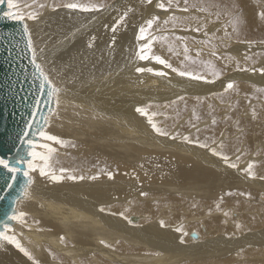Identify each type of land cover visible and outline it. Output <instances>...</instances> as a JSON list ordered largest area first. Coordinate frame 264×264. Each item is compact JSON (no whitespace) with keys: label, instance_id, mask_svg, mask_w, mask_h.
Instances as JSON below:
<instances>
[{"label":"bare ground","instance_id":"6f19581e","mask_svg":"<svg viewBox=\"0 0 264 264\" xmlns=\"http://www.w3.org/2000/svg\"><path fill=\"white\" fill-rule=\"evenodd\" d=\"M51 1L37 3L38 0H32L16 6V9H19L18 13L23 16L29 13L35 15L36 19L33 21H29L30 18L21 20L27 39L30 37L32 41L30 48L32 59L35 50L33 61L40 65V69L48 77L49 90L52 92V89L56 88L59 91L56 96L49 95L50 111L43 115V128L39 133L35 131L36 140H32L36 147L27 149L28 159L26 158V163L22 164L23 172H29L33 183L28 185V177L24 176L19 194L11 199L14 209L8 222L0 229V232H5L6 235H14L32 257L30 259L22 252L16 251L15 245L0 241V264H262L264 214H260L259 211L264 210V181L260 179L264 176V164L261 165L262 174L258 172L259 174L253 175L254 178L257 175L260 178L250 180L242 173L237 187L234 188L244 191L250 188L254 194L250 197L261 198V201L258 199L259 202L245 200L246 204L260 205L256 210L258 218L253 219L248 213V230L239 227L234 219L227 218L225 213L221 212L224 205L213 196L229 192L225 175L229 169L242 171L251 161L264 158L262 149L264 140H261L263 136L259 137L261 142L259 143L258 137L256 140L252 138L255 130H252L253 133L246 130L244 134L239 133L237 138L226 141L228 137L236 135L227 129V125L235 121L236 113H240L233 105L228 108L229 112L224 121L205 120L191 129L188 133L191 144L185 139L181 144L177 141L152 142L156 139L148 132L146 120L132 107L136 102L142 107L149 106L147 103L162 104L170 99L168 93L174 90L191 95L196 93L207 95L212 92L209 99L216 101L218 94H221L223 88L230 82L234 85L230 96L240 97V94L245 92L244 99L247 104H243L249 105V101L252 103L260 92L258 88L264 91V77L257 72H251L252 69L245 72L239 70H243L242 65L245 66L246 63L244 59L247 58L248 51L244 49L258 47H251L256 44L250 41L252 35L264 37V16L261 15L264 13V5L258 0H204L208 3L209 9L218 6L221 13L225 10L231 13L242 9L241 12H237L239 13L236 18L237 26L227 24L233 29L234 35L228 39L232 43L228 45L226 43L229 46L227 49L219 47L221 51L218 52L219 58L214 61L201 56L194 47L190 50L188 46L191 48L192 42L185 36L187 30L196 34L195 31L199 30L195 28L196 26L207 25L208 17L203 20L206 24L200 26L203 22L201 13L206 15L198 10L201 8L198 6L201 0H152L151 3H148V0H116L109 9L107 0H75L74 3L85 6H99V10L87 12L60 8L59 4L57 5L59 8L52 7ZM160 3L174 9L172 14L177 15L166 24L161 18L171 15L170 12L166 13V10L158 7ZM178 6L188 10L184 11ZM44 7L46 10L41 13L40 10ZM190 7L197 9L190 13ZM95 13L99 14L97 19ZM214 14L216 16V13ZM154 17H159V20L148 29L146 22ZM223 25L215 27L224 28ZM164 26L172 27V30H169L172 35L159 34L150 40L154 35L152 32L156 29H165ZM141 27L146 28V39L137 40L135 34ZM251 29L257 32L250 33ZM178 35L181 37H176ZM135 38L140 43L147 41V47L136 43ZM237 38L242 39V42L250 39L244 43L248 46L243 44L239 46L238 43H241L239 41L233 43ZM165 39L167 44L163 43ZM172 42L174 44H171ZM259 47L263 48L261 45ZM141 55L152 57L141 60ZM207 55L214 56L211 53ZM156 56L166 60L179 71L190 72L205 79L180 76L165 65L163 67L168 76L136 71L137 68L157 65L154 62ZM231 61L234 67L232 73L231 69L227 68ZM257 65L263 69L264 61ZM225 74L230 76L223 78ZM221 75L224 80L218 82L222 79ZM218 78L220 79L217 80ZM235 80H240L243 85L236 86ZM173 81L182 83L175 87ZM142 82L154 87L155 91L145 92L146 86ZM253 90L259 92L256 94L257 91ZM136 92H139L138 96ZM115 107L124 108L112 110ZM246 107L248 109V106H244L243 112L246 111ZM204 108H207L206 111L211 108L210 113L218 115L225 107L217 109L204 105ZM204 112L198 104L195 105L197 117L199 114L203 117ZM224 112H221V116ZM111 113H114L111 115L114 119L108 116ZM118 113L130 115L129 125H123L117 120L120 117ZM207 122L216 125L210 126L211 124L208 125ZM127 126L135 129L137 134ZM250 128L253 126L247 127ZM192 131H196L195 135L191 134ZM41 132L56 136L59 140L66 138L71 141L72 153L67 149L62 150L57 142L42 137ZM256 141L259 143L258 147L262 145V148L260 147L262 150L258 148L259 152L258 149L255 151ZM45 144L52 149L51 152H57L58 158L61 153L66 152L70 156L60 164H53L50 158L46 160L37 158L32 161L37 170L29 171L27 161L32 159L28 155L29 151L37 150L40 153L41 149H45L41 154L47 157L48 149L41 147ZM107 148L115 155H122L131 162L147 160V168L144 170H133V166L125 169L126 172H134L137 175L135 181L124 182L125 185L132 187L131 191L100 192L98 189L101 187L97 186L103 184L93 183L92 177L103 164L100 158L107 156ZM248 151L252 153L248 154ZM225 156L228 157L227 161L223 159ZM94 159L97 162L92 161ZM45 161H48V164H45ZM232 164L236 167H230ZM41 167L52 174L63 175L65 179L53 182L49 176L40 175ZM61 169L67 171L61 172ZM162 173L169 175L164 180H159ZM70 175L83 176L89 181L77 179L79 184L71 185L72 180L67 178ZM236 177V174L230 175V178ZM211 185V188H207ZM144 192L161 197L167 192H177L178 194L172 196L171 202L166 200L160 205L157 214L161 217L173 215L177 217H171V222H163V225L158 221L150 224L145 223L144 216L139 214L129 216L125 206L117 205V200L128 199ZM199 194L202 195L203 202L184 201L189 196ZM104 201H107L103 207H107L108 213L100 211L99 204ZM134 205L139 209L144 207L140 202H134ZM193 207H199L200 210ZM195 211H198V214ZM21 212L26 215L18 219L12 218ZM121 213L128 219L121 216ZM237 215L235 213L234 216ZM217 217H223V222L228 224L225 227L227 232H234L232 237L223 235V227H212L214 221L211 218ZM129 220L132 222L129 223ZM201 232L207 235H202ZM193 235H196L197 239L189 238Z\"/></svg>","mask_w":264,"mask_h":264},{"label":"rangeland","instance_id":"374dc122","mask_svg":"<svg viewBox=\"0 0 264 264\" xmlns=\"http://www.w3.org/2000/svg\"><path fill=\"white\" fill-rule=\"evenodd\" d=\"M30 1H32V0H14V3L18 7L19 5H21L24 2H30ZM45 1L46 0H38L37 3H42V2H45ZM115 1L116 0H107V9L111 8L114 5ZM258 1H259V3L261 5H264V0H258ZM74 2H75V0H52L51 1V6L59 8L57 6L59 4L60 8H66L63 5H65L67 3H74ZM198 6H201V8H199L198 10H200L201 12L206 13V15L201 13L200 17L202 18V21L203 20L205 21V19H207V17H208L209 20H208V22H206L207 25L205 27H198L199 25L195 27L196 29H199V30L195 31L196 34H199V35H196L195 33H192V31H188L187 30V34L185 33V36L188 37L191 40V42H192L190 44L191 48L189 46H188V48L190 50H192L193 49L192 47H194V49H196L195 51H197V53H199L201 56L209 58V59H212V60L215 61V59L219 58V53L218 52H221L220 48L227 49V48H229V46H227L228 43H232L231 41H228V39L233 37V35H234L233 29H231L232 27L229 28L227 26V24L230 23L232 25L237 26L236 25V18L239 15V13H237V12H241L242 9L239 8L236 11H233L231 13L228 10H225V12L221 13L222 11H220L218 9V6H216L217 8L209 9L208 3L206 1H204V0H201L198 3ZM180 7L181 6H178V8H180ZM212 7H215V6H212ZM170 8L171 7H167L166 6V9H167L166 13L170 12L171 16L167 17V18H164V19L161 18L163 23H165V21H167V23H168V21L172 20L173 18H175L177 16V15H173L172 14V13H174V9H172V8L170 9ZM180 9H185V7H181ZM196 9L197 8H193V7L191 8L190 7V9H189L190 13L193 12L194 10H196ZM45 10L46 9L44 7L40 11H42L41 13H43V11H45ZM213 10L214 11L217 10L218 12L217 11L214 12ZM11 11L19 12V9L18 8L16 9V7H14ZM36 12H38V11H36ZM213 12L216 13V16L218 18L215 16V14ZM90 13H94V12H90ZM111 13L113 14L114 11H112ZM29 14L34 15L33 13H29ZM29 14L24 15V17L25 18H29ZM208 14H209L210 17L207 16ZM97 15H99V14L95 13V19H97ZM181 15H179V18L181 17ZM29 21H33V19H31ZM91 21H93V20H91ZM199 21H201V19H199ZM204 21L202 22V24L200 26H202L203 23H205ZM159 22L161 23V21H159ZM222 24H224L223 26H225V27L224 28H218L220 30L219 31L215 26L216 25H222ZM164 27H165V29H163V28L158 29V30L156 29V31L152 32L154 35H152L150 40H152L153 37L155 39V37L157 35H159V34H163V35H166V36H171L172 33L169 30H172V27L171 28H167L166 26H164ZM221 29H223L224 31L221 30ZM189 30H192V29L189 28ZM221 31H223V34H221ZM256 32H257L256 30H253V29L250 30V33H256ZM135 37H137V40L139 39L138 38L139 37V32L138 31H136ZM176 37L180 38L181 35H178ZM135 40H136V38H135ZM137 40H136V43H139V44L144 45V46L147 43V41H144V42L140 43V41H137ZM249 40L250 39H248L246 41L248 42ZM202 41H204V42H202ZM238 41L241 42V43H238ZM242 41H243L242 39H240V38L238 39L237 38V40H235L233 43H238L239 46L247 45V44H244V43H247V42H242ZM250 41L253 42V43H256L255 45H252L251 47H253V46H258V47H256L255 49H252L250 47H247L246 49H244V50L248 51V53L246 54L247 58L244 59L246 61V63L244 64L245 66L242 65V69L243 70H239V71H244L245 72L247 70L252 69L251 72H257L262 77H264V70H263L264 68L262 69V68L257 67L258 66L257 64H259L261 61H264V37H258V35H252ZM163 43L167 44V40L165 39L163 41ZM195 43H197L198 45L195 44ZM226 43H227V45H226ZM171 44H174V43L172 42ZM171 44H168V45H171ZM260 45L263 48H260L259 47ZM202 52H204V53H202ZM206 53L207 54L211 53L214 56L211 57V56L207 55ZM148 57H149V59H151L152 56H148ZM146 60H148V59H146ZM216 61L219 62V60H216ZM154 62H156L157 65H159V67H157V65L154 64L152 66L146 67L145 69L151 68V69H153V73L164 72L168 76V73L166 72L165 68L163 67L164 65L159 64L156 60ZM228 64H229V62H228ZM227 68L231 69V73L234 72V69H233L234 67L232 66V61H231V63L229 65H227ZM227 76H230V75L229 74H227V75L225 74V75H223V78H225ZM220 78H222V75H221ZM220 78H218L217 80H219ZM223 78L220 79L218 82L223 81L224 80ZM173 82L175 84V87H178V85H180L182 83V82H177V81H173ZM197 83H199V82H197ZM234 84L236 86L243 85V83L240 82V80H235ZM144 85L146 86V89H145L146 91L145 92H154L155 91L154 87H152L150 85H147V84H144ZM258 90H253L254 92L257 91L256 94L259 92L260 95L258 93L257 94L258 96L254 97V100L252 101V103H250V101H249V105L243 104V103L247 104V101L244 99V97H245L244 93L245 92H243V94H240V97L239 96L238 97H234V96H230L231 89H227L226 90V88H223V91H222L221 94H218L216 92L218 94V99L216 101H211L209 99L211 94H212V92L207 94V95H202V94H197V93L195 95H191V94H187V93L186 94H182L178 90H174V91H171L170 93H168L170 95V99L168 101H166V102H162V104L150 105V103H147L149 105V106H147L148 108L147 107H144V108L148 112V116H144V115H141V116L144 117V119L147 122L146 126L148 128V132L150 133V135L153 138L156 139V141H152V142H157L158 141L159 143H161V142L164 143V142H167V141H177L178 143L181 144L182 141L184 140V138L187 137L188 138L187 139L188 140L187 143L191 144L190 134H188L191 131V129H193L195 126H197L199 123H201V122H203L205 120H211L213 122H216V121H218V119H222L224 121L226 119V116L228 115V112H229L228 108L234 105V109L240 110L239 111L240 113L239 114L236 113L235 121L231 125H227V129H229L228 130L229 132H231L233 134L235 133L236 135L233 136V137H228V139L226 141H228L230 139L237 138L239 136V133L242 132L244 134V131H246V130L248 131V133H249V131L253 133V131L255 130V135L252 138L254 140H256L257 139L256 137H258L257 141H259V137L263 136V138H264V91L259 89V88H258ZM136 95L138 96L139 92L138 93L136 92ZM223 96H225L224 99L222 98ZM243 101H246V102H243ZM158 103H161V102H158ZM196 104H198L200 106V108H201V110L203 112L205 110L203 117H201L200 114H199V117L196 116V113H195V105ZM219 104L221 105L220 107H219ZM139 105L140 104L136 102L135 106L132 107V109L135 108V110H136L137 107H142V106H139ZM204 105L214 106L217 109H221V108L225 107L224 108L225 112H224V110L221 111V112H224L222 114L223 116H221V112L218 115H213L212 113H210L211 108H209V111H206L207 108L205 109ZM150 106H152V107H150ZM244 106H248V109L246 107V111H248L249 113L244 111L246 115H244V112H243ZM202 107L204 108V110H203ZM123 108L115 107L112 110L123 109ZM241 112H243V113H241ZM112 114H114V113H111L108 116L110 118L114 119L111 116ZM118 114L120 115V117H118L117 120L121 121V124H123V125H129L128 118H130V115H127V114L126 115H121L120 113H118ZM248 114H250V116ZM149 118H151V123L149 122ZM238 118H240V119H238ZM243 120H244V122H243ZM213 122L212 123L211 122H207V124L208 125L211 124L210 126L216 125ZM241 122H243V123H241ZM153 123L157 127H159L162 131L168 132L169 135L168 136H161V135L157 134L155 132V130L152 128V124ZM107 124H111V123H107ZM248 125H250V126H248ZM251 125L253 126L254 129L253 128L247 129V127H251ZM234 127H237V128L236 129H232ZM127 128H129L133 133L137 134V132H135V129L131 128L130 126H127ZM238 128H240V130ZM195 133H196V131H192L191 132L192 135H195ZM156 136H157V138H156ZM172 136H175L176 139H172L171 138ZM206 137L208 138V136H206ZM205 138H204V140H205ZM263 138L261 140H264ZM108 139H109V136L107 137V143H109ZM60 140L63 141V143H58V142L57 143L62 148V150L67 149V151H70L72 153L71 141H69L66 138H62ZM239 141H240V139H239ZM257 141H256L257 145L255 144V147L257 146L255 148V151L258 148H260V147L262 148L261 144H260L261 146L258 147L259 143H261V142L259 141V143H257ZM243 143L246 145L245 142H243ZM262 149H264V147ZM44 150L41 149L42 152H40V153H43ZM258 152H259V149H258ZM247 153L251 154L252 151H248ZM57 155L58 154H57L56 151L55 152H49L47 157L51 159L53 164H60V163H62L64 161H66L67 157L70 156L67 152L66 153H61L59 155L60 158H58ZM81 157H83V156H81ZM82 159H84V157ZM100 159H102L103 164H101L97 168V170L94 173V177H96V179H93V183L103 184V185L97 186V187H101V189H98V191H100V192L123 193V192L131 191L132 187H129V186L125 185L124 182L125 181H130V180L135 181L137 179V175L134 172L128 173V172L125 171V169L127 167H129V166H133L132 169L133 170H137V171L138 170L139 171L140 170H144V169L147 168V160L146 161L145 160L144 161H141V160L134 161L133 160V162H131L130 160H128L127 158H125L122 155H115L111 151V149H109V148H107V156H103ZM92 161L97 162L96 159H94ZM237 161H239V160H237ZM45 164H48V161H45ZM73 164H75V163H71V165H73ZM263 164H264V158H261L260 160L251 161L250 162L249 165L252 166L250 171H249V166L246 169L242 170V171H238V169H232V168L229 169V171L227 173H225L226 179L228 180V183H226V184L230 188L229 192L228 193L224 192L222 195L215 194L213 196V197L217 198L222 203V205H224V207H223L221 212H224L225 216L227 218L234 219L236 221V224L239 227L244 228L245 230L249 229V225L247 223L249 221L248 217H247L249 215L248 213H250V215L252 216L253 219L258 218L259 214H257L256 210H257L258 206H260L259 203L246 204L245 200H247V202H253L254 200L259 202V200L261 201V198L257 197V199H255L253 197H250V196L254 195L250 188H249V190H245V191H244V189L238 190V189H234V188L237 187L236 184L241 179L242 176L240 174H242V173L243 174L245 173L246 176H248V178L250 180H252V179L256 180V179H258L257 177L260 178L259 175H257L256 178H254L255 176H253V175L259 174L258 172H261V174H262V170L263 169H261V168L263 166H261V165H263ZM259 169H260V171H258ZM253 172H254V174H253ZM109 173H111L113 178H111V179L109 178ZM232 174H236L237 177L234 178V179L230 178V175H232ZM168 175H169V173H162L159 176L158 179L159 180L160 179L164 180L165 178L168 177ZM70 176H74V175H70ZM260 179H263L262 181H264V176L261 177ZM88 181L89 180L84 179L83 182H88ZM108 183L111 184V185H107ZM70 184L71 185H75V184H79V183H78V180H72ZM211 187H212V185L207 187V188H211ZM144 193H147V195L140 194V195H137V196L130 197L128 199L117 200V205L118 206H122V207L125 206L126 209L128 210V215L129 216L132 215V214H139L140 216H144L145 217V223H150L151 224V223H154L156 221H158V222L163 221V222L170 223L171 222V219H170L171 217H177V215H173V216H169V217H161V216L157 215L159 213V211H160V205L164 204V202L166 200L171 202L172 201V196L174 194H178L177 192H167L162 197L160 195H157V194L153 195L150 192H144ZM237 195H239V196H237ZM248 195H249V197H248ZM235 196H236V199H235ZM104 199L105 198H103V200ZM177 200H183V199H177ZM248 200H250V201H248ZM174 201H176V200H174ZM184 201H186L188 203L203 202L201 194L189 196V198L184 199ZM127 202H129V204H127ZM134 202H140V204H142L144 206L143 209L137 208L134 205ZM105 204H107V201H104V202L99 204L100 209L101 208L104 209L103 212L100 210L102 213H108L107 212V207H103ZM193 209L200 210L199 207H193ZM207 210L211 211L208 208H207ZM241 211H245L246 213L244 212L243 214H241L240 213ZM195 213L198 214V211H195ZM229 213H230V215H229ZM235 213H237L238 215L234 216ZM259 213L260 214H264V210L259 211ZM211 220L214 221V223L212 224L213 226L211 225L212 227L221 226L224 229L223 235L227 234L229 237L233 236V234H234L233 231L227 232V229H225V227L228 224L223 222V220H224L223 217H221V218L217 217V219L211 218ZM201 233H203V232H201ZM204 234L207 235V233H205V232L202 235H204ZM189 238L191 240H193V237H189ZM179 241H183V240H179ZM102 242H104V240ZM220 249H222V248H220ZM16 251H19V249L16 248ZM263 261H264V256H262V262H261L262 264H264Z\"/></svg>","mask_w":264,"mask_h":264},{"label":"water","instance_id":"95a60500","mask_svg":"<svg viewBox=\"0 0 264 264\" xmlns=\"http://www.w3.org/2000/svg\"><path fill=\"white\" fill-rule=\"evenodd\" d=\"M7 2L0 4V159L21 172L12 174L0 166V229L14 209L11 199L20 192L27 143L43 128V115L50 111L49 85L32 59L23 22L5 16ZM43 85V87H41ZM27 158V159H26ZM15 175V180L11 177ZM197 239L196 235L192 236Z\"/></svg>","mask_w":264,"mask_h":264},{"label":"snow or ice","instance_id":"6c2138e0","mask_svg":"<svg viewBox=\"0 0 264 264\" xmlns=\"http://www.w3.org/2000/svg\"><path fill=\"white\" fill-rule=\"evenodd\" d=\"M3 0H0V3H2ZM152 0H148V3H151ZM7 6H8V9L9 11L5 13V16L10 18V19H14V20H23L25 17L18 13V12H13L11 11L14 7H16L17 5L14 3V0H7ZM64 7L68 8V9H73V10H76V9H79L81 11H97L99 10V6H96V5H93V6H85V5H82V4H79V3H67L65 5H63ZM159 8L161 9H164V10H167L166 7H165V4L164 3H160L158 5ZM184 11H187L188 9L185 8L183 9ZM262 16H264V13L261 14ZM29 18L30 19H36L35 15H32V14H29ZM159 20V17H154L153 19H149L147 21V28L148 29H151L153 24L155 23V21ZM165 23H167V21H165ZM27 30V29H26ZM139 39H146V28L145 27H141L139 29ZM28 47L31 48L32 47V41H31V38L29 37V40H28ZM145 47H147V45H145ZM141 51H143V49H141ZM140 59L141 60H146V59H149V57L147 55H141L140 56ZM154 59L161 65H165L166 67L170 68L173 72H177L180 76H189L190 78L192 79H197V80H200V79H205L204 77L202 76H199V75H193L192 73L190 72H186V71H179L178 69L176 68H173L171 64H169L166 60L162 59L161 57L159 56H156L154 57ZM33 60H35V50H33ZM37 69L40 70V75L44 78V80L48 83H50V81L48 80V77L44 74V72L40 69V65H36ZM136 71L138 73H143L145 71H148V72H153V69L149 68V69H145V68H137ZM156 75L158 76H164L165 73L164 72H156L155 73ZM41 87H43V85H41ZM234 87L233 83H228L227 86H226V90L227 89H232ZM58 89L56 88H53L52 89V92L49 93L50 96H56L58 94ZM136 112L140 113L141 115H144V116H148V112L146 111V109L144 107H137L136 108ZM149 122L151 123V118H149ZM152 128L155 130V132L161 136H168L169 133L166 132V131H162L159 127H157L154 123L152 124ZM40 135L42 137H44L45 139L49 140V141H55V142H58V143H63V141L59 140L58 137L56 136H53V135H46L44 132H41ZM172 139H176L175 136H172L171 137ZM185 140H187L188 138L185 137L184 138ZM30 146V148L34 149L36 146L34 145V142L29 140L27 142ZM41 147H44V148H47L49 152L52 151L51 148H49L48 145H41ZM201 147H206V145H201ZM214 154H216L214 152ZM28 155L32 158L31 160L27 161V164H28V169L29 171H36L37 170V166L32 162L33 160L39 158L41 160H46L48 159V157L42 155L41 153L35 151V150H31L29 151ZM223 159L225 161L228 160V157H223ZM17 164H24L26 163V161L23 159V158H20L17 160L16 162ZM0 166H3L5 169H7L10 173L12 174H16V173H19L21 172V169L17 166H14L12 164L9 163V161H7L6 159H0ZM230 167H236L235 164H232L230 165ZM251 165H249V171L251 169ZM67 170L65 169H61V172H65ZM39 173L41 176H49L50 179L53 181V182H60L62 181L63 179H65V177L63 175H55V174H52L50 173L49 171H46L44 167H41L39 168ZM251 174V173H250ZM23 175H25L26 177H28V185L32 184L33 183V180H32V177L29 176V172L28 171H25L23 173ZM13 180H15V175H13L11 177ZM68 179H71V180H77V179H80V180H83L84 177L83 176H80V177H76V176H68L67 177ZM109 178H113L111 173H109ZM92 179H96V177H92ZM28 185L25 186V194H27V187ZM142 195H147V193H142ZM102 212L104 211L103 208L100 209ZM26 214L21 212L19 213L18 216H13L12 218L13 219H18V218H21V217H24ZM113 215H115V213H113ZM121 216H124L123 213L120 214ZM125 219H128V217L124 216ZM132 221L129 220V223H131ZM161 224L163 225V221H161ZM0 241H6L8 242L9 244H13L15 245V247L17 249H19L20 252H22L25 256H28L30 259H31V255L30 253L21 245V243L16 239V237L14 235H6L5 232H0Z\"/></svg>","mask_w":264,"mask_h":264}]
</instances>
